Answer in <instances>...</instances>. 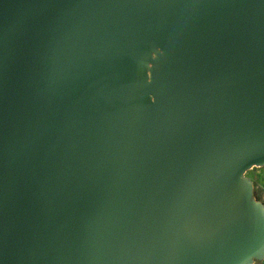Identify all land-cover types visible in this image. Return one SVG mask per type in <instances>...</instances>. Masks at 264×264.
<instances>
[{"label": "water", "instance_id": "1", "mask_svg": "<svg viewBox=\"0 0 264 264\" xmlns=\"http://www.w3.org/2000/svg\"><path fill=\"white\" fill-rule=\"evenodd\" d=\"M264 0H0V264H256Z\"/></svg>", "mask_w": 264, "mask_h": 264}, {"label": "rangeland", "instance_id": "2", "mask_svg": "<svg viewBox=\"0 0 264 264\" xmlns=\"http://www.w3.org/2000/svg\"><path fill=\"white\" fill-rule=\"evenodd\" d=\"M246 176L255 184V197L264 204V167L257 168L255 171H249ZM257 264H264V262Z\"/></svg>", "mask_w": 264, "mask_h": 264}, {"label": "flooded vegetation", "instance_id": "3", "mask_svg": "<svg viewBox=\"0 0 264 264\" xmlns=\"http://www.w3.org/2000/svg\"><path fill=\"white\" fill-rule=\"evenodd\" d=\"M255 171V170H254ZM250 179V178H249ZM254 183V182H253Z\"/></svg>", "mask_w": 264, "mask_h": 264}, {"label": "trees", "instance_id": "4", "mask_svg": "<svg viewBox=\"0 0 264 264\" xmlns=\"http://www.w3.org/2000/svg\"><path fill=\"white\" fill-rule=\"evenodd\" d=\"M257 264V263H256Z\"/></svg>", "mask_w": 264, "mask_h": 264}]
</instances>
